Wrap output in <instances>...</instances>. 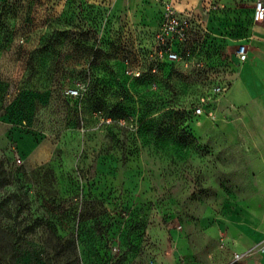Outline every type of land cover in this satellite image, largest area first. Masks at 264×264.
<instances>
[{
	"label": "rangeland",
	"instance_id": "rangeland-1",
	"mask_svg": "<svg viewBox=\"0 0 264 264\" xmlns=\"http://www.w3.org/2000/svg\"><path fill=\"white\" fill-rule=\"evenodd\" d=\"M255 1L0 0V264L219 263L251 186L217 100ZM166 3L197 31L151 75Z\"/></svg>",
	"mask_w": 264,
	"mask_h": 264
},
{
	"label": "crops",
	"instance_id": "crops-1",
	"mask_svg": "<svg viewBox=\"0 0 264 264\" xmlns=\"http://www.w3.org/2000/svg\"><path fill=\"white\" fill-rule=\"evenodd\" d=\"M191 17L197 25L198 15ZM239 46L246 58L239 62L234 54L235 78L217 100V135L246 156L251 188L242 198L247 202L242 212H222L225 251L218 264L233 254L241 255L235 264H264V24L252 30L248 45Z\"/></svg>",
	"mask_w": 264,
	"mask_h": 264
},
{
	"label": "built area",
	"instance_id": "built-area-1",
	"mask_svg": "<svg viewBox=\"0 0 264 264\" xmlns=\"http://www.w3.org/2000/svg\"><path fill=\"white\" fill-rule=\"evenodd\" d=\"M252 20L254 22L264 20V3L262 0H256L253 3ZM196 31L197 27L191 16L177 12L172 4L166 3L159 24L152 36L147 54L148 59L154 62H183L189 56V51L183 47L188 44L190 35ZM235 56L239 62L245 60L244 46L235 50ZM67 94L69 97H76L78 92L70 89ZM195 113L196 115L202 114L201 108H197ZM240 258V254H234L232 262L236 263Z\"/></svg>",
	"mask_w": 264,
	"mask_h": 264
},
{
	"label": "trees",
	"instance_id": "trees-1",
	"mask_svg": "<svg viewBox=\"0 0 264 264\" xmlns=\"http://www.w3.org/2000/svg\"><path fill=\"white\" fill-rule=\"evenodd\" d=\"M153 33L154 32L151 33L150 40L149 41H145V44L139 48L140 56H141V59H142V62H143V67H144L142 71L148 72L151 75L160 73L163 70H165L167 68H171L174 64H176V63L167 62V61L154 62V61L148 59V55L147 54H148V51H149V46H150L151 41H152ZM195 34H196V32H193L190 35V39L188 41L189 45H190L191 37L193 35H195ZM188 44H187V46H188ZM187 46L183 47V49L184 48L186 49Z\"/></svg>",
	"mask_w": 264,
	"mask_h": 264
}]
</instances>
